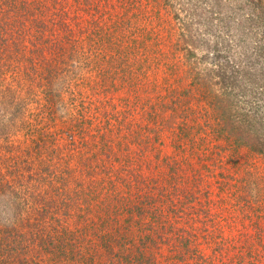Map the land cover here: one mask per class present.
Wrapping results in <instances>:
<instances>
[{"label": "rangeland", "instance_id": "obj_1", "mask_svg": "<svg viewBox=\"0 0 264 264\" xmlns=\"http://www.w3.org/2000/svg\"><path fill=\"white\" fill-rule=\"evenodd\" d=\"M7 1L35 20L0 66V264H183L190 238L191 264H264V158L245 145L264 120V0ZM47 60L72 70L67 112L36 78ZM53 163L111 211L92 201L47 242L51 213L4 199L50 205Z\"/></svg>", "mask_w": 264, "mask_h": 264}, {"label": "trees", "instance_id": "obj_2", "mask_svg": "<svg viewBox=\"0 0 264 264\" xmlns=\"http://www.w3.org/2000/svg\"><path fill=\"white\" fill-rule=\"evenodd\" d=\"M24 8L21 6L18 7H13V4L10 1L7 0H0V66L2 68H4V72H7L8 68H10L8 66V64H6V60L8 59V57H11L12 54L14 53V46L12 44L11 47H13V51L10 52V54H5V52L8 50V43L11 39L12 40H20V37H23L25 32L29 29H31V26L34 27L33 25V20H31L30 18L24 16L26 15L27 11L23 10ZM57 24H59V26H61L63 28L64 26V22H58ZM56 24V25H57ZM30 25V26H29ZM45 25V24H44ZM43 23L41 22V26L40 27H36V29L38 30V28H41V31L46 29V26H44ZM33 29V28H32ZM31 29V30H32ZM30 30V31H31ZM43 34V32H42ZM40 36V39L42 40H46L47 37L45 35ZM35 36V34H34ZM34 40V39H33ZM34 43V42H33ZM36 46H38L36 44ZM2 47H4L3 49H1ZM38 50V48L36 49ZM3 56V57H2ZM6 58V60H4ZM37 58V56H36ZM39 58V57H38ZM22 59V60H21ZM42 59V58H41ZM32 60L31 58L26 59L23 55L19 56V59L16 60L17 61V66H20V72H23L28 70V68L32 65ZM44 60V59H42ZM24 62H27V64H25ZM54 60H47L45 62V68L41 69V71L37 74V79L40 80V84L43 83L41 85V87L45 88L44 94L47 96V100L49 102L50 105V112H53V114H55L58 111L63 112H67L68 111V107H67V102H65V98H64V94H67V91L64 89L63 87V83L65 81V78L67 76V74L69 72H71V68L67 69V71L65 70V68H61V66H59V64H54ZM26 65V66H25ZM73 69V68H72ZM70 70V71H69ZM8 73V72H7ZM28 73V72H27ZM100 77V74H98ZM44 79V82H43ZM45 83V84H44ZM232 89L234 88V86H231ZM232 100H228L233 101ZM11 103V102H10ZM57 116V115H56ZM255 119V118H254ZM81 124V121L78 119L74 125H79ZM226 126H228L227 123H225ZM247 125H249L251 127V132L248 133L250 135V140L252 141V144H245L248 147H250V149H254L255 152H257V154H259L260 156H262L264 158V120L262 118H259L257 121L255 122H249ZM224 130L227 131L228 134H230L233 137H236V142L237 145H242L244 143L245 140H243V137L235 134L232 129H230L229 127L225 128ZM235 135V136H234ZM53 163L52 166V178H55V185L52 189V199H49L50 205L48 204V199H45L47 201V205H45L46 203L43 200V197L40 198L39 201L35 200L34 198H31V196L28 195H23L20 196L19 198L15 199L14 195H10V196H5V202L6 204H8V206H12V204H15L16 207H22V209H28L30 207V205L32 204V207H36L39 206L40 208L44 209L42 211L36 212V214H38L41 218L42 221H40V223H43V225L47 222L44 221L45 219H48V215L51 213L52 218L51 220H53L54 224L53 226L55 227L53 229V226L44 233L43 238L47 239V242H49L50 240H63L66 236V240L68 238V240L73 236V234H69V232L72 231V220L75 219V213L77 212H84V210L89 209V203H91L92 201H97L100 199H103V197H99L98 194H94L95 190L93 187H89L86 189L83 186V182H81V180H76L70 177V180L68 179L69 177L67 176L66 178H62V175L65 177V174H62L63 171H60L61 174H58L59 172V166ZM2 170L0 168V173H2ZM65 171L68 173V169L64 168V173ZM39 177H42V174L39 173ZM64 181L65 182H69V187L68 184H64L62 185L63 187H60V182L59 181ZM77 184L79 185V187H77V189H72L70 188L71 184ZM113 182H110V184H112ZM51 184H53V182H51ZM109 184V185H110ZM5 183L3 184V182L0 185V191L1 189L4 188ZM83 186V187H82ZM219 185H217V187H219ZM1 195H3L2 193H0ZM19 194V193H18ZM93 197H89V195H92ZM46 198V196H45ZM92 198V199H90ZM105 201V205L106 208L103 212H100L101 214H106L109 211H111L110 209V202H107L105 200V198L103 199ZM255 202H257L258 200L256 199V197H254ZM34 202V203H33ZM36 202V203H35ZM144 204L139 205V207L137 208V213L144 212V210H142V208L145 209ZM51 206V207H50ZM99 206H101L99 204ZM55 207V209H53ZM52 211V212H50ZM148 211V210H147ZM59 212V213H58ZM88 213H90V210L88 211ZM47 215V217H45ZM152 214H148L147 217H150ZM35 216V214H34ZM63 216V218H61ZM144 216H146V214L142 215V220L144 219ZM20 221L22 222V227L26 226L27 224V220H28V215H25V218H22L20 215ZM49 220V219H48ZM62 225V226H59ZM150 225V224H149ZM69 227L71 228L69 230V232L67 233ZM157 228H159L160 226H156ZM163 226H161L162 228ZM156 228V229H157ZM160 228V229H161ZM54 230L56 238H52L53 236L51 235V230ZM151 230H155L152 226H151ZM65 231V232H63ZM69 234V235H68ZM63 237V239H62ZM194 238V235L192 236ZM143 236L139 237V241L136 243L139 244L140 242H144L143 241ZM132 238H130L131 240ZM193 239H188L185 240L184 242H182V246L183 248V255L182 256H177L175 259H173L172 261H176V260H180L179 262L183 263V264H191V259L193 256H191L189 253V246L191 244V241ZM148 244V243H147ZM66 245V244H65ZM202 256H198V259H200L199 261L201 262V264H210L208 262H206V260L202 259ZM131 260V259H129ZM111 262V261H110ZM174 263V262H173ZM212 264V263H211Z\"/></svg>", "mask_w": 264, "mask_h": 264}]
</instances>
